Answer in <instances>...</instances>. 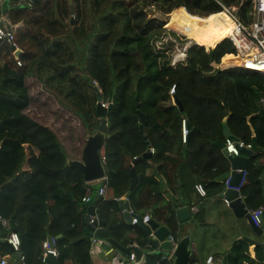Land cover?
<instances>
[{"label":"trees","instance_id":"obj_1","mask_svg":"<svg viewBox=\"0 0 264 264\" xmlns=\"http://www.w3.org/2000/svg\"><path fill=\"white\" fill-rule=\"evenodd\" d=\"M69 2L35 0L32 9L11 5L12 21L24 24L17 35L23 51L18 58L22 66L16 64L12 49L0 44L7 48L0 52V60L6 59L0 63V214L11 221L13 230L25 236L26 264L48 263L47 259L42 260V243L48 236L56 238V264H92L90 246L94 233L89 232L91 224L84 216L88 205L82 202L87 186L82 171L69 164L65 146L57 133L25 113L31 103L26 83L30 75H35L64 104L79 113L88 131L95 127L99 118L96 106L91 107L82 93L83 88L87 81H92V76L103 82L102 97L106 95L107 99L102 100L113 101L106 117L109 133L104 145L109 180L106 195L111 198L129 192L134 196L138 190L147 191V188L146 198L158 197L160 184L154 182V176L146 175L149 161H153L163 174H167L169 165L174 163L189 167L203 176L207 190L220 189L221 182L228 179L231 167L223 151L215 145L214 136L218 131L221 141H226L223 119L228 115L227 126L231 134L246 144H252L256 138L258 146L264 149V105L260 102L264 97V75L246 68L214 66L220 65L227 55L236 53V47L226 33L208 50L198 44L191 46L187 58L173 64V45H158V42L167 36L177 37L172 31L191 39L197 34H182L170 20L150 18L147 14L148 8L162 14L181 10L190 15L192 21L191 16L212 18L223 13L224 7L236 5L239 7L236 16L247 24L252 20L249 15L252 0H113L111 8L114 12L117 9L123 12L125 25L110 45L112 50L107 54L106 64L93 67V63H85L88 57L83 49L81 62H71L77 64L76 71L69 72V78H65L64 69L71 71L74 67L60 56L63 45L54 43L53 37H36L31 32L36 24L48 21L54 28L55 18L60 15L62 22L71 8L77 16V21L72 24L74 30H78L82 16L80 0ZM85 21L86 18L81 25ZM93 22L88 39L96 36ZM100 23L108 27L105 20ZM110 28L101 34L107 35L114 29ZM71 43L67 40L64 45L71 47ZM94 45L86 44L90 48L88 60L93 57V49L97 47ZM114 52L120 53V59L113 58ZM57 59H60L59 65ZM98 59L96 54L94 60ZM83 67H88L92 75L81 73ZM103 68L110 77L109 84L105 85L108 77L103 75ZM173 85L176 86L175 93L171 94ZM95 91L96 88V100ZM139 111L145 115L143 123L139 120ZM185 120L189 121L190 128L184 142ZM141 125L147 138L143 137ZM148 143L154 152L150 158H142ZM261 156L264 151L251 159L240 188L252 211L264 207ZM136 157H141L134 163L139 185L131 190L130 168ZM134 203L137 209L146 205L143 199ZM94 204L114 239L132 244L134 236L139 239L143 236L142 230L135 225L117 221L115 214L119 209L114 200H100ZM174 218L172 209L167 222L173 225ZM6 236L7 232L0 228L1 256L12 252L4 240ZM244 244L241 239L235 240V253L232 251L228 256L231 263L242 264L247 249V243ZM217 258L221 261L219 264H223L222 256ZM147 260V264H172L161 261L160 255H148Z\"/></svg>","mask_w":264,"mask_h":264},{"label":"crops","instance_id":"obj_2","mask_svg":"<svg viewBox=\"0 0 264 264\" xmlns=\"http://www.w3.org/2000/svg\"><path fill=\"white\" fill-rule=\"evenodd\" d=\"M4 1L2 2V4H0V12L9 13V16L11 18L10 5L12 0H10L9 2V9L7 11L3 9ZM16 23L22 24L23 22ZM23 25L24 24H22L21 30L23 28ZM209 46H207V49L210 48ZM229 57L235 56L234 54H229L224 57V59L221 61V66H223V68L231 67L230 65L232 64H229L227 59ZM25 113L27 114L26 111ZM94 132L89 131L87 136L89 134H93ZM58 137L60 139V134L58 135ZM214 137L216 141L222 139L221 134L218 131H216ZM61 142L65 146L64 142ZM82 148L80 150V154L82 152ZM79 159H81V156L68 155V162L71 160ZM148 163L150 165L148 167L146 175L154 176V182L160 184V187L157 191V193L159 194L158 197L153 196L151 198H146L147 191L149 190L148 188L147 191L141 192V190H138L136 192V195L134 196L131 192H129L115 198H111L108 195H105L103 197L102 201L114 200L115 202H117L119 212L115 215L118 222H122L121 224L132 225L127 223L124 216L126 210H124L120 205V200H125L130 194L131 196L129 201L132 206V210L141 216L150 214L152 218L156 219L161 225L171 229L175 237V244H177L180 239H183L185 237L189 238L190 247L192 249L193 258L195 259L196 264H219V262L221 261L217 258L218 255H221L222 259H224L223 264H233L228 259V256L232 253V251H234L235 253V248L233 249V245L235 244L236 239H241V242L245 244L247 243V249L244 252V257L242 258V264H264V207H260L259 209L255 210L257 212L261 211L263 213L262 218L259 221V226L263 229V233H261L259 232V230H254L251 220H249L245 216H237L229 206V203H227L225 199L221 198V195L225 191L226 186L221 185V188L217 190H207L205 188L206 181L203 176L192 172L189 167L174 163L169 165L168 173L166 174L165 172L163 174L158 170L157 165L153 163V161H149ZM259 165H262L264 168V156H261V158L259 159ZM231 171L232 170L230 169L229 178L231 176ZM260 179L262 185L261 191L264 196V169L260 176ZM97 181H100V185L97 188L99 189L100 186L104 184L103 179L95 180L92 182L86 181V184H90L94 189L95 187L93 183ZM138 185L139 181L136 187H138ZM134 199L145 200V207L137 209L135 207ZM175 204H178L176 205L177 207H175ZM195 206L198 208L197 212H193L192 208ZM180 207H188L191 213L190 218L182 223L179 222L176 213L177 208ZM96 208L98 209V207ZM172 209H174L175 218L174 224L170 225L167 222V219L169 218V211ZM250 211L253 212L252 210ZM97 238L98 241L95 245V254L92 255L90 253L92 264H140V262H133L131 258L132 254L134 255V259L138 261L134 253L130 255L122 253L120 250L114 247L107 238ZM140 239L144 240L143 236ZM140 239L134 236L132 244H125L121 240L117 241L123 246H136L140 248L143 251L141 260L142 258H144L145 264H147L148 253L152 249L146 247L147 245L145 244V240L144 244L140 245ZM24 252H26V250ZM164 255H166V253L160 254V256ZM3 256H7L9 258L10 264H18L16 261L18 258L15 256V253L11 252ZM165 261H169L174 264L172 259H168Z\"/></svg>","mask_w":264,"mask_h":264},{"label":"rangeland","instance_id":"obj_3","mask_svg":"<svg viewBox=\"0 0 264 264\" xmlns=\"http://www.w3.org/2000/svg\"><path fill=\"white\" fill-rule=\"evenodd\" d=\"M128 1V0H127ZM112 2L113 0H80V7H81V19L79 21L80 24L77 27L78 30H74V24H72L75 21H77V16L74 13V10L71 8L69 15H66L64 17V20L61 22L60 15L55 18L54 21V28L50 27L48 23L43 22L42 25L36 24L33 31V33L36 37L40 36L46 38V36L53 37L52 40H54V43H59L63 46H60V56H62L64 59L69 60L70 64L73 65L74 69L65 71V78H69V72L72 73V71H76L77 64H79L81 61V56L83 54V49L86 50L87 59L85 60V63H93V67H100L106 64L107 62V54L109 51L111 52L112 49H110V45L112 44L115 35L121 31V29L124 28L125 25V17L123 15V12L119 9L117 11L112 10ZM70 4L72 3L69 2ZM72 6V5H71ZM148 17L150 18H158L162 21H168L170 20L171 23L174 25L175 29L179 31L182 34H197L198 38H201V36L204 34V27L206 26L207 22L209 21L208 18L204 17H196L191 16L192 21L189 18L190 15L186 14L184 11L181 10H175L170 14H162L158 12L155 9L148 8L147 9ZM225 14V13H222ZM62 17V16H61ZM86 18V21L84 22V25H81L82 20ZM102 20H105V22L108 23V27L114 28L112 31H110L112 28H110V32L106 34H101L107 31V28L105 25L101 24L100 22ZM94 21V22H93ZM92 22L95 23V32L96 36L93 38L88 39V34L90 30L93 28ZM23 24V23H22ZM51 25V24H50ZM50 28V30H49ZM195 31H194V30ZM74 30V31H72ZM193 30V32L191 31ZM175 33L179 39L182 40V42L187 41V36H182L176 33L175 31H172ZM195 32V33H194ZM72 42L71 47L65 46V41ZM53 43V42H52ZM92 44L94 43L97 47L93 49V57L91 60L89 59V51L90 48L86 46V44ZM74 47V48H73ZM208 47L206 46V49ZM7 48H4L0 46V52H5ZM75 49H76V55H75ZM107 50V51H106ZM208 50V49H207ZM13 52V51H12ZM98 54V60H94V57ZM66 55V56H65ZM8 57L11 60L12 54L8 55ZM102 57V58H101ZM4 58V57H3ZM113 58L120 59V53L114 52ZM6 61L0 60V63L3 64ZM57 65H59L60 59L55 60ZM65 61V60H64ZM72 61H77L76 65L72 64ZM238 63V62H237ZM222 64V62H221ZM220 64V66H221ZM235 64V63H234ZM55 66V64H53ZM70 65V66H71ZM79 66V65H78ZM225 66V65H224ZM235 66V65H230ZM80 67V66H79ZM223 68V66H221ZM84 68V67H83ZM81 73L92 75L91 71L88 70V67H85L84 70L80 69ZM103 75L106 76V82L105 84H109L110 77L108 75V72L105 68L102 69ZM92 83L94 85H91L89 81H87L83 88V94H85L87 98L88 104H90L91 107L94 105L97 107V101L94 98V90L95 88L98 89L101 92L102 95V88L103 82H101L97 77L92 76ZM27 86L29 88L30 94H31V103L25 111L27 112V115L31 117L33 120L43 123L44 125L50 126L56 133L58 132V135L60 134L61 141L64 142L67 153L69 156H81L82 152L80 154V150L82 148V145H85V140L87 138L88 132H96L98 129V126L100 123V119H98L95 127V130L91 128L89 131L86 128V126L83 123L82 117L79 113H77L75 110H73L71 107L64 104L55 94L54 91L47 88L43 83L35 76L30 75L26 79ZM101 85V86H100ZM96 92V91H95ZM97 93V92H96ZM103 99H107L106 95H103ZM108 105H110L113 101L110 99V101H105ZM85 102V100H84ZM99 118V116H98ZM83 145V147H84ZM83 150V148H82ZM94 190L99 187L100 181L94 182Z\"/></svg>","mask_w":264,"mask_h":264},{"label":"water","instance_id":"obj_4","mask_svg":"<svg viewBox=\"0 0 264 264\" xmlns=\"http://www.w3.org/2000/svg\"><path fill=\"white\" fill-rule=\"evenodd\" d=\"M71 2V0H69ZM10 0H5L3 4V9L7 11L9 9ZM0 44L12 49L15 58H19L21 53L23 52L21 48L13 49L6 41H0ZM137 89V87H136ZM97 92V107L96 111L100 119V124L98 129L93 134H89L85 140V145L82 150L81 159L79 160H71L69 164L78 168L82 171L85 181L92 182L95 180L102 179L106 176V167L102 162L100 157V150L104 146L108 133L109 127L107 124V113L109 108L112 107V103L108 107H104L102 105V95L101 92L96 89ZM180 109H183L180 101H177ZM137 107H140V102L137 101ZM251 117L248 119L250 120ZM229 119V115L223 119V134L227 139L232 142L238 143L240 138L231 134L227 122ZM139 120L141 123L145 122V115L143 112L139 111ZM185 126L187 129L190 128V123L188 120H185ZM141 131L144 138H147L146 134L142 130ZM215 145L218 146L225 156L228 158L230 167H231V176L225 182H221L222 186H226L225 191L221 195V198L229 201V206L233 210V212L239 217H247L252 221V226L254 230H259V232L263 233V229L257 225L254 219L261 220L263 213L259 212L258 214H253L250 209L247 207L246 199L241 194V185L245 181L246 170L251 161V159L255 156V154L264 151V149L258 146L257 139L254 138L251 144V147L240 146L236 144V148L238 150V155L228 154L226 150V141L223 142L221 140L215 141ZM151 144L148 143V150L141 156L142 158H150L153 154ZM141 157H136L133 160L131 165L130 174H131V186L130 189L134 190L138 184L139 178L136 170L134 169V163ZM98 191L95 189L90 200V204L87 207V211L85 214V219L87 222L90 220V215L98 214L99 216V226L101 227L95 233L97 237L107 238L114 247L120 250L125 254L134 253L140 264H145L144 258L141 257L143 255V251L134 246L127 247L121 245L116 239L111 236L110 231L106 228V222L102 219L100 215V210L96 208L95 201H100L103 199L102 196H97ZM130 194L127 196L125 200H120L121 207L126 210L124 216L126 218L127 223L131 224L132 220V206L130 204ZM177 217L179 222H185L190 218L191 213L188 207H180L176 210ZM139 216V222L135 225L137 228L141 229L143 232V238L146 241L145 244L147 248H150V252L148 255L156 256L161 253L169 254L172 251L171 259L174 264H196L195 259L193 258V252L190 247V240L188 237L180 239L177 244L173 242L172 237L175 239L174 234L171 229L166 226L161 225L156 219L151 218L147 223H143L142 216ZM97 227V222L93 225H90L89 232H94ZM21 237V249L24 252L26 250V238L24 235H20ZM47 241L49 243L50 248L55 247L54 239L52 236L47 237ZM175 247V248H174ZM174 248V250H173ZM17 258H19V254H15ZM47 262L49 264H56V258L54 257V253L52 251L48 252Z\"/></svg>","mask_w":264,"mask_h":264},{"label":"built area","instance_id":"obj_5","mask_svg":"<svg viewBox=\"0 0 264 264\" xmlns=\"http://www.w3.org/2000/svg\"><path fill=\"white\" fill-rule=\"evenodd\" d=\"M4 0H0V4H2ZM242 2H246L248 0H241ZM35 0H12L11 5L15 8H28L32 9L34 7ZM10 5V7H12ZM238 6L231 5L226 6L224 9H227L231 16L234 19L235 28L232 33H229L227 35V38L234 44L236 47V53L235 57L241 58L243 61L239 63H235L232 67H240V68H246L250 69L256 72H259L264 75V0H252L251 10L249 12V15L252 17V20L249 23H244L241 21L237 16L236 12L238 11ZM22 27L21 23L13 22L12 19L9 16V13L0 12V41H6L13 49H19V43L17 41V35L20 32ZM164 43H171L175 49V54L173 58V64H176L178 62H181L187 58L188 50L191 46L197 44L193 39L187 38L186 42H182L181 39L174 36H167L162 41L158 42V45H162ZM199 45V44H198ZM251 59L253 62L261 64L262 69L261 70H255L253 68L246 67L247 65L244 64V59ZM16 64L18 66H22V61L17 58ZM214 66H220L217 64H214ZM175 85H173L170 89V93H175ZM260 102L264 105V97L260 98ZM102 105L104 107H108L109 105L102 100ZM182 135H183V141L185 142L188 135V129L185 126V121L183 122V128H182ZM236 144H239L240 146L245 147H251V144H246L244 141L240 139L238 143L232 142L229 139L226 140V150L228 154H234L238 155V150L236 148ZM152 152H154V149H151ZM100 157L104 164H106V155L104 146L100 150ZM104 180V184L100 186L99 189H97L98 193L97 196L104 197L107 192V186H108V178L105 176L102 178ZM94 192V189L90 184L86 186L85 194L82 197V202L89 205L91 196ZM227 201V200H226ZM229 203V201H227ZM193 212H197L198 208L195 206L192 208ZM261 211H253V214H258ZM132 213V225H137L139 222V216L137 213H135L133 210ZM152 216L150 214L142 215V221L143 223H147L150 221ZM255 223L259 225V219H254ZM95 222H97V227L94 230V233L91 237V246H90V253L92 255L95 254V245L98 241V238L96 236V231L100 229L99 226V216L98 214L90 215L89 224L93 225ZM0 228L7 232V236L4 238V240L7 242V244L10 246L13 253L19 254V258L16 260L18 264H26V256L25 253L21 249V237L20 234L13 230L11 227V221L6 218L5 216L0 214ZM53 237V236H52ZM55 247L50 248L49 243L47 240L43 242V257L42 260L45 261L47 259V255L49 251H52L54 253V257H58V251L56 249V238L53 237ZM174 242V238L171 239ZM176 245V244H175ZM175 248V247H174ZM173 248V250H174ZM172 251L169 254H166L164 256H161V261L171 259ZM133 262L138 263L139 261H136L134 259V255H131ZM0 264H10L9 258L7 256H1L0 255Z\"/></svg>","mask_w":264,"mask_h":264},{"label":"bare ground","instance_id":"obj_6","mask_svg":"<svg viewBox=\"0 0 264 264\" xmlns=\"http://www.w3.org/2000/svg\"><path fill=\"white\" fill-rule=\"evenodd\" d=\"M225 14H217L212 18H208L209 21L207 22L206 26L204 27V34L201 36V38H198L197 36H194L192 39L199 45L211 47L214 42L223 34H229L234 31L235 23L234 19L231 16V13L225 9L223 12ZM195 33V32H194ZM233 55V54H232ZM229 64L239 63L243 60L239 57H229L227 58ZM230 59V60H229ZM244 64H246L248 68H253L255 70H261L262 66L261 64L253 62L251 59H244Z\"/></svg>","mask_w":264,"mask_h":264},{"label":"clouds","instance_id":"obj_7","mask_svg":"<svg viewBox=\"0 0 264 264\" xmlns=\"http://www.w3.org/2000/svg\"><path fill=\"white\" fill-rule=\"evenodd\" d=\"M235 55V54H234Z\"/></svg>","mask_w":264,"mask_h":264}]
</instances>
